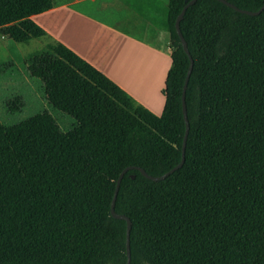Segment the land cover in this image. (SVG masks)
I'll use <instances>...</instances> for the list:
<instances>
[{
    "label": "trees",
    "instance_id": "trees-1",
    "mask_svg": "<svg viewBox=\"0 0 264 264\" xmlns=\"http://www.w3.org/2000/svg\"><path fill=\"white\" fill-rule=\"evenodd\" d=\"M136 29L169 35L171 65L160 116L138 104L64 45L29 53L25 71L48 105L72 121L62 131L46 112L0 122V264H264V9L240 14L216 0H118ZM256 12L264 0H225ZM51 0H0V36L48 40L29 19ZM16 70L0 61V75ZM9 114L23 99L6 102ZM133 176V178H131Z\"/></svg>",
    "mask_w": 264,
    "mask_h": 264
},
{
    "label": "crops",
    "instance_id": "crops-1",
    "mask_svg": "<svg viewBox=\"0 0 264 264\" xmlns=\"http://www.w3.org/2000/svg\"><path fill=\"white\" fill-rule=\"evenodd\" d=\"M118 1V0H116ZM48 10L29 19L48 36L101 72L156 116L164 108L171 65L169 35L150 24L138 32L116 25L115 16L95 0H51ZM132 15L123 20L129 24Z\"/></svg>",
    "mask_w": 264,
    "mask_h": 264
},
{
    "label": "rangeland",
    "instance_id": "rangeland-1",
    "mask_svg": "<svg viewBox=\"0 0 264 264\" xmlns=\"http://www.w3.org/2000/svg\"><path fill=\"white\" fill-rule=\"evenodd\" d=\"M165 1V0H164ZM104 11H109L116 18V25L132 33L138 32L135 27L123 24V20L129 18L132 12L116 0H95ZM45 40H32L28 44H16L0 36V61L12 59L16 70L12 73L0 75V122L4 126H12L26 120L38 113L46 112L52 116L62 131H67L72 121L55 112L46 102L45 95L41 89L40 82L29 78L25 71V58L34 51L46 47ZM19 96L23 99L24 107L20 112L9 114L6 102L13 97Z\"/></svg>",
    "mask_w": 264,
    "mask_h": 264
},
{
    "label": "water",
    "instance_id": "water-1",
    "mask_svg": "<svg viewBox=\"0 0 264 264\" xmlns=\"http://www.w3.org/2000/svg\"><path fill=\"white\" fill-rule=\"evenodd\" d=\"M197 0H190L189 2L186 3V5L183 7V9L181 10L180 14L177 16L176 18V21H175V30H176V33L180 39V42H181V45H182V49L184 51V53L188 56L189 58V67H188V70H187V73H186V77H185V81H184V85H183V91H182V113H183V118H184V121H185V124H186V130H185V135H184V139H183V143H182V149H181V159H180V162L175 166L173 167L171 170H169L168 172L164 173L163 175L161 176H158V177H153L151 175H148L146 174V172L141 169V168H136L140 174L145 177L146 179L150 180V181H153V182H159V181H162L164 180L166 177H168L170 174H172L173 172L177 171L178 169H180L184 163V152H185V143H186V136H187V131H188V124H187V115H186V107H185V91L187 89V84H188V80H189V77H190V74H191V71H192V60L190 58V55H189V52H188V49H187V44L184 40V38L182 37V34L180 32V27H179V24H180V21L183 19V16L185 14V11L187 10L188 7L194 5L196 3ZM224 5H226L227 7L231 8L232 10L240 13V14H244V15H249V16H256V15H259L263 9H264V4L263 6L256 12H252V11H247V10H242V9H239L237 7H235L234 5L226 2L225 0H216ZM130 169H133V167H130V168H126L124 169L118 176V179H117V182H116V187H115V191H114V196H113V199H112V203H111V207H110V213L112 215L113 218L115 219H118V220H123L126 222V232H127V238H126V247H127V264H130V254H129V231H130V221L127 217L123 216V215H118L115 213L114 211V205H115V200H116V196H117V193H118V188H119V185L122 181V178L123 176L125 175V173L130 170ZM133 178V176L131 177Z\"/></svg>",
    "mask_w": 264,
    "mask_h": 264
}]
</instances>
